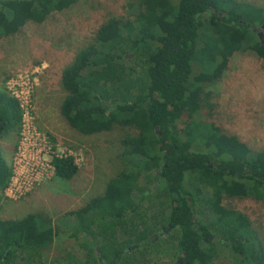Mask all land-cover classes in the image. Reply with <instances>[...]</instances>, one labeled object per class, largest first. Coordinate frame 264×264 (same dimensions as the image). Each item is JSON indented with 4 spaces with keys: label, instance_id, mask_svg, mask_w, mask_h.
I'll list each match as a JSON object with an SVG mask.
<instances>
[{
    "label": "trees",
    "instance_id": "1",
    "mask_svg": "<svg viewBox=\"0 0 264 264\" xmlns=\"http://www.w3.org/2000/svg\"><path fill=\"white\" fill-rule=\"evenodd\" d=\"M78 1L0 0V38ZM134 5V18H108L61 72L60 112L77 139L128 130L120 137L117 172L102 194L63 210L61 226L41 212L0 217V264H122L130 250L142 261L169 254L174 264H264V241L248 218L233 207H225L223 217L216 214L222 201L240 192L264 202V150L210 115L231 58L259 44L264 61L258 35L264 5L247 0ZM5 83H0V205L13 175L1 142L18 135L23 119ZM51 162L61 180L79 171L69 155H54ZM196 179L206 181L204 191L193 185ZM106 221L115 226L114 236L105 232ZM62 233L77 239L78 247L59 253Z\"/></svg>",
    "mask_w": 264,
    "mask_h": 264
},
{
    "label": "rangeland",
    "instance_id": "2",
    "mask_svg": "<svg viewBox=\"0 0 264 264\" xmlns=\"http://www.w3.org/2000/svg\"><path fill=\"white\" fill-rule=\"evenodd\" d=\"M138 0H79L70 8L52 13L43 23H28L19 32L0 38V83L9 85L28 74L30 92L24 127L1 142L5 158L11 162L14 178L5 191L0 217L22 218L32 212L46 213L61 226L63 210L83 206L91 197L102 194L105 183L117 172L120 137L125 128L111 133L77 139L75 131L60 112L65 96L61 72L76 53L94 39L99 26L110 17L134 18ZM264 5V0H247ZM207 41L211 37L206 38ZM261 47L237 52L225 76L213 93L211 118L224 129L236 133L258 150H264V61ZM198 67L195 66V72ZM6 81V82H7ZM6 84V83H5ZM18 89L20 87L16 85ZM133 133V131L129 130ZM69 155L79 166L71 180L56 177L53 155ZM145 174L142 182L147 181ZM205 180H193L201 192ZM155 185L151 184L153 188ZM148 202L152 196L148 195ZM225 207L242 212L247 222L264 241V202L243 196L225 199L216 210L223 217ZM157 222L151 220L154 225ZM105 232L115 235L111 221ZM78 241L62 233L57 241L59 253L78 247ZM148 264H173L169 254L147 257ZM142 260L127 255L122 264Z\"/></svg>",
    "mask_w": 264,
    "mask_h": 264
},
{
    "label": "built area",
    "instance_id": "3",
    "mask_svg": "<svg viewBox=\"0 0 264 264\" xmlns=\"http://www.w3.org/2000/svg\"><path fill=\"white\" fill-rule=\"evenodd\" d=\"M24 77H21L20 76V78L19 79H17V81H16V83L14 84V86L13 85H9L8 84V81L6 82V86H7V88L11 91V93L19 100V103H20V109H21V113H22V117H23V119H22V128L24 127V124H25V120H26V115H27V112H26V106H27V104H29V97H30V92H29V90L28 91H25L24 90V88H27V87H25V86H29V79H28V77H29V75L28 74H26V75H23ZM16 85L18 86V87H20L21 88V90L20 89H18L17 87H16ZM21 128V129H22ZM55 155H57V154H55ZM54 156V155H53ZM58 156H68V155H58ZM51 161H52V159H51ZM76 162V161H75ZM51 164H52V162H51ZM78 165V164H77ZM52 166H53V164H52ZM54 167V166H53ZM54 170H55V168H54ZM13 178H14V169H13V175H12V178H11V180H10V182H9V185L12 183V181H13ZM9 185H8V187H9ZM8 187L6 188V190L8 189ZM5 190V191H6Z\"/></svg>",
    "mask_w": 264,
    "mask_h": 264
},
{
    "label": "flooded vegetation",
    "instance_id": "4",
    "mask_svg": "<svg viewBox=\"0 0 264 264\" xmlns=\"http://www.w3.org/2000/svg\"><path fill=\"white\" fill-rule=\"evenodd\" d=\"M131 251H132V250H130V255H132V256L135 258L134 254H132ZM153 255H159V254H152V255H148V256H153ZM148 256H147V257H148ZM147 257L145 258L144 261H141L140 263H137V264H148ZM169 257H170V256H169ZM170 259H171V258H170ZM171 261H172V259H171ZM172 263H173V261H172ZM173 264H174V263H173Z\"/></svg>",
    "mask_w": 264,
    "mask_h": 264
},
{
    "label": "water",
    "instance_id": "5",
    "mask_svg": "<svg viewBox=\"0 0 264 264\" xmlns=\"http://www.w3.org/2000/svg\"><path fill=\"white\" fill-rule=\"evenodd\" d=\"M262 28H263V30H264V25H262ZM263 30L260 31L259 34H258L259 37H260V39H261V41H264V31H263Z\"/></svg>",
    "mask_w": 264,
    "mask_h": 264
}]
</instances>
